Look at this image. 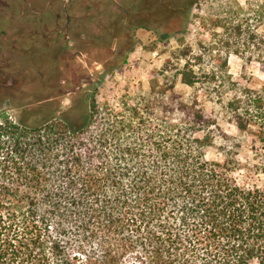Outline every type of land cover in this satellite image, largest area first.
Returning <instances> with one entry per match:
<instances>
[{
    "label": "trees",
    "instance_id": "trees-1",
    "mask_svg": "<svg viewBox=\"0 0 264 264\" xmlns=\"http://www.w3.org/2000/svg\"><path fill=\"white\" fill-rule=\"evenodd\" d=\"M165 82L118 108L88 90L31 121L0 113V264H264V191L226 148L206 158L227 135ZM229 106L264 174V87Z\"/></svg>",
    "mask_w": 264,
    "mask_h": 264
},
{
    "label": "rangeland",
    "instance_id": "rangeland-1",
    "mask_svg": "<svg viewBox=\"0 0 264 264\" xmlns=\"http://www.w3.org/2000/svg\"><path fill=\"white\" fill-rule=\"evenodd\" d=\"M148 9L150 14L145 13L141 28L130 34L133 42L125 60L117 57L98 68L99 73L105 70L107 74L99 75L91 65L82 73L83 66L76 60L51 76L43 89L40 80L31 82L32 95L0 98V113L14 122L31 121L41 112L68 106L70 98L88 90L95 92L100 103L118 108L122 100L132 105L156 96L168 81L182 101L195 99L205 113L213 114L220 131L227 135L213 137L212 145L205 149L206 158L223 163L222 150L226 148L242 167L235 173L238 183L264 191V174L250 171L251 165L262 161L255 150L259 147L252 133L256 128L239 131L229 112L230 102L241 100L244 91L264 87L260 64L264 55V0H194L181 13L165 11L159 0H154ZM237 26L241 34L235 33ZM38 69L44 71L45 66ZM182 74L198 82L185 84Z\"/></svg>",
    "mask_w": 264,
    "mask_h": 264
},
{
    "label": "flooded vegetation",
    "instance_id": "flooded-vegetation-1",
    "mask_svg": "<svg viewBox=\"0 0 264 264\" xmlns=\"http://www.w3.org/2000/svg\"><path fill=\"white\" fill-rule=\"evenodd\" d=\"M150 2L154 0H0V98L32 95L31 82L40 80L43 89L51 76L76 60L82 73L91 65L99 75L107 74L98 68L117 57L125 60L133 42L130 34L150 14ZM192 2L159 0L163 10L175 13L186 12Z\"/></svg>",
    "mask_w": 264,
    "mask_h": 264
}]
</instances>
